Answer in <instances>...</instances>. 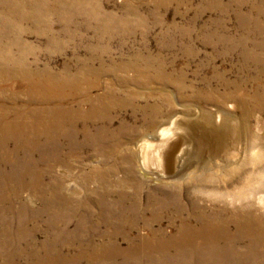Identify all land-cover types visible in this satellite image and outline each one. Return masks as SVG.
<instances>
[{
	"label": "rangeland",
	"instance_id": "obj_1",
	"mask_svg": "<svg viewBox=\"0 0 264 264\" xmlns=\"http://www.w3.org/2000/svg\"><path fill=\"white\" fill-rule=\"evenodd\" d=\"M241 20L251 24L258 21L264 26V0H0V103L9 110L10 118L15 112L26 111L27 105L30 108L27 100L35 99L36 93L28 90L23 73L47 72L62 78L64 71L69 70L82 73V77L87 73L91 82L71 87L62 95L78 100L85 99V95L95 98L99 109L109 105L105 117L110 120V128L93 138L104 155L89 145L88 138L79 137L77 143L85 150L74 158H66L67 167L43 161L46 143L40 132L2 136L0 176L6 174L10 180L6 192L0 191L8 198L4 200L6 196L0 195V229L15 241L6 248L0 247V264H32L46 254L64 258V263L56 264H89L87 259L76 258L90 252L84 245L89 239L88 231L96 234L95 248L108 245L99 236L110 233L109 228L87 227V218H91L90 223L98 222L95 209L73 216L70 211L47 208L43 202L42 185L57 182L76 190L70 199L85 198L86 191L102 184L98 179H85L96 167L102 168L109 182L125 179L128 195L137 191L143 204L146 195L157 189L168 195L175 191L189 211L192 210L185 199L190 195L198 199L200 209L207 210L222 200L235 206L238 196L219 198L202 193L204 187L190 189L202 184L205 175L186 179L182 184L157 181L141 168L136 146L144 135L153 134L176 115L186 122L202 123V112L211 120L222 112L227 121L225 143L229 150L224 161H230L236 153L235 162L246 164L248 169L258 163L264 165V113L249 114L239 104V92L233 85L248 81L246 91L250 94L264 85V51L257 59L251 53L244 54L237 36L241 33ZM252 38L264 45V35ZM158 59L163 68L157 73L160 80L144 65L155 64ZM123 65L128 68L123 69ZM135 70L149 76L139 77ZM107 92L122 100H110L108 104L99 101ZM70 97L65 99L71 103ZM90 103L83 105L80 101L79 107L84 113L89 112ZM246 105L251 107V102ZM32 106L34 109L41 105ZM103 116L91 122L90 129L100 128ZM220 125L217 122L215 127L223 129ZM239 134L242 142L237 140ZM51 137L52 140L56 136ZM89 142L92 143L90 138ZM252 145L263 149L251 155ZM202 152L206 160L207 151ZM225 170L229 171L228 179L234 178V169ZM263 183L264 179L259 185L262 189ZM247 188L249 194L256 193L252 185ZM158 198L164 199L161 195ZM251 199L264 210L256 194ZM10 206L13 213L6 211ZM102 207L106 212L113 209L107 201ZM145 216L150 217L148 213ZM22 224L26 226L20 233ZM180 224L177 220L174 226L170 225L168 217L150 228L140 222L135 236L148 237L149 231L159 230L172 235ZM83 226L87 231H79ZM5 233H1V238ZM118 244L122 249L128 247L121 239ZM20 249L26 251V256L17 257L12 263L5 261L7 254H16ZM229 253L235 256L233 251ZM254 260L264 264V256L204 264H243ZM98 262L112 263L104 258ZM122 262L119 259L114 263ZM141 263L194 264L174 256Z\"/></svg>",
	"mask_w": 264,
	"mask_h": 264
},
{
	"label": "bare ground",
	"instance_id": "obj_2",
	"mask_svg": "<svg viewBox=\"0 0 264 264\" xmlns=\"http://www.w3.org/2000/svg\"><path fill=\"white\" fill-rule=\"evenodd\" d=\"M238 24L241 33L237 36L244 54L251 53L253 58L257 59L260 52L264 51V45L255 43L252 35L263 36L264 26L261 22L254 21L251 24L248 20H241ZM144 65L150 73L156 74V80H160L157 73L161 72L160 70L163 68L159 59L155 64L146 62ZM122 68L126 70L128 66L123 65ZM142 72H137L139 77L147 78V74ZM23 75L28 82V90L36 93L35 99L27 100L30 108L26 104L28 109L22 113L15 112L13 118H10L9 110L4 106V103H0V142L3 141L2 136L5 134L23 135L24 133L40 132L46 143L43 161L54 162L65 167L68 166L66 158H74L85 150L77 143L79 137L88 138L89 145L99 151V154H103L101 145L97 144L93 138L100 134L104 128H110V120L105 117L109 105L99 109L95 98L85 95V99L78 100L74 96L70 97L69 94L62 95L71 87L75 89L83 83L91 82L87 73L82 77V73L73 74L69 70H65L62 78L47 72L38 74L27 72ZM233 85L237 86L239 92V104L245 106L249 114L253 111L264 113V85L259 86L253 94L246 91L249 85L246 80L236 84L234 82ZM89 93L88 91L87 95ZM109 93L107 92L105 97L100 98L99 101L103 100L108 104L110 100L118 103L122 100L109 96ZM67 96L70 97L68 100H72L71 103L65 99ZM247 98L249 99L247 100ZM65 101L68 102V105H65ZM80 101L83 105L85 102H91L92 107L89 112L84 113L80 109ZM247 101L251 102V107L246 105ZM34 103L41 106L33 109ZM55 103L61 105H55ZM101 114L105 117L101 121V127L93 131L90 129L91 122L96 121L98 117H101ZM202 120V123H191L176 115L157 128L153 134L144 135L136 146L138 162L146 173L155 177L162 184L171 182L182 184L186 179L205 175V181L202 184L191 186L190 189L204 187L202 193H209L219 198L226 196L235 199L238 196L239 199H236L238 201L235 202V206L222 200L218 205L208 207L207 210L200 209L197 203L198 199L190 195L185 199L188 208L192 210L189 211L175 191L172 195H168L159 193L157 189L146 195L145 204H143L137 191H134L131 196L128 195V183L125 179L115 183L109 182L107 174L99 167L94 168L92 175L85 179L94 181L98 179L102 181V184L99 188H91L92 190L86 191L85 198L70 199V195L74 194L76 190L68 189L64 182L60 184L57 182L56 185H42V191L45 193L43 202L47 208L53 207L58 211H70L74 214L73 216H78L83 211L92 213L91 210L95 209L99 215L98 222L90 223L91 218H87V227L96 230L103 225L112 232L99 236L102 240L109 242L107 246L95 248L96 234L88 231L89 239L84 245L90 252L77 256V261L87 259L89 264H98L99 258H104L112 262L111 264H115L114 262L119 259L123 261L120 264H142L141 262L144 260L147 262L156 258L165 260L169 256H174L177 259H182L184 263L204 264L234 259H258L264 256V210L261 211L260 208H257L251 199L256 194L258 202L264 208V189L259 187L261 180L264 179V165L258 163L257 166L255 164L252 169H248L246 164L235 162L236 153L230 161H224L226 153H229L225 143L227 121L223 118L222 112H219L218 116H214L213 120L206 118L202 112ZM217 122H221L220 126L223 129L215 127ZM53 135L56 137L51 140ZM89 138L92 143L89 142ZM237 140L242 142L243 136L239 134ZM235 149L237 150V146ZM259 149L263 148L252 145L250 147L251 155H255ZM202 151H207L206 160L202 156ZM227 167L234 169L235 176L231 180L228 179L229 171L225 170ZM0 177L2 179L0 191L5 193L10 178L6 174H2ZM242 184H244L243 187ZM248 185L255 187L256 193L249 194ZM4 193H0V195H5L4 200H8L7 194ZM159 195L164 199L160 200ZM105 201L113 208L110 212H106L102 207ZM2 202L3 196L0 197V205ZM225 205L231 208H227ZM12 207L10 206L6 211L9 210L8 212L13 213ZM182 210L189 211V213L185 215ZM146 213L150 215L149 218H146ZM165 217H168L172 226L177 220H180L181 224L174 234L168 235L159 230L151 233L149 231L148 237L135 236L140 222L150 228L153 224H159ZM25 226L20 225L18 231L24 232ZM87 227H80L79 231H87ZM5 228L6 226H3V229ZM1 233L0 247L6 248L9 243L15 241L14 237L7 233L3 234L4 237L1 238ZM119 239L128 243L126 249L120 247ZM229 251H233L235 256H232ZM25 253V250L20 249L16 251V254H7L4 259L7 263H12L17 257H24ZM35 260L38 261L32 264L65 262L64 258H55L51 254H46L43 258L37 257ZM242 263L257 264V260L251 263Z\"/></svg>",
	"mask_w": 264,
	"mask_h": 264
}]
</instances>
